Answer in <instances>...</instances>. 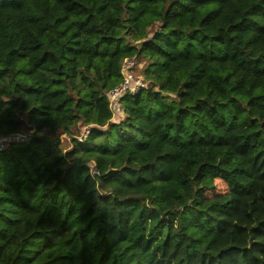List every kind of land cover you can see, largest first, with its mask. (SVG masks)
I'll list each match as a JSON object with an SVG mask.
<instances>
[{
  "label": "trees",
  "instance_id": "obj_1",
  "mask_svg": "<svg viewBox=\"0 0 264 264\" xmlns=\"http://www.w3.org/2000/svg\"><path fill=\"white\" fill-rule=\"evenodd\" d=\"M16 134L0 264H264V0H0Z\"/></svg>",
  "mask_w": 264,
  "mask_h": 264
},
{
  "label": "built area",
  "instance_id": "obj_2",
  "mask_svg": "<svg viewBox=\"0 0 264 264\" xmlns=\"http://www.w3.org/2000/svg\"><path fill=\"white\" fill-rule=\"evenodd\" d=\"M140 67H142V63L139 62L136 56L125 58L122 61L120 72H121L123 81L118 87H116L113 91L109 93L110 106H111V109L113 110L114 117L120 116L123 112L121 104L118 101L125 93L128 92V94L133 96L136 93H138L141 88L150 87V85L146 84L145 81L141 77L136 76L134 74L135 71ZM147 85H149V87ZM88 133L89 131L85 130L83 132L82 137H86ZM82 137H80L79 140H82ZM27 141H29V137L23 134H16L10 139H0V151L5 150L9 143H12V142L25 143ZM92 168H93V173L97 174L98 172L95 169V167H92Z\"/></svg>",
  "mask_w": 264,
  "mask_h": 264
},
{
  "label": "rangeland",
  "instance_id": "obj_3",
  "mask_svg": "<svg viewBox=\"0 0 264 264\" xmlns=\"http://www.w3.org/2000/svg\"><path fill=\"white\" fill-rule=\"evenodd\" d=\"M141 63H142V66L145 64L146 60L144 58H141L140 59ZM149 87V85H147ZM218 189H221V187H219ZM181 258V254L178 255V258L176 260H179ZM176 262V261H174Z\"/></svg>",
  "mask_w": 264,
  "mask_h": 264
},
{
  "label": "clouds",
  "instance_id": "obj_4",
  "mask_svg": "<svg viewBox=\"0 0 264 264\" xmlns=\"http://www.w3.org/2000/svg\"><path fill=\"white\" fill-rule=\"evenodd\" d=\"M62 153H64V152H62Z\"/></svg>",
  "mask_w": 264,
  "mask_h": 264
}]
</instances>
